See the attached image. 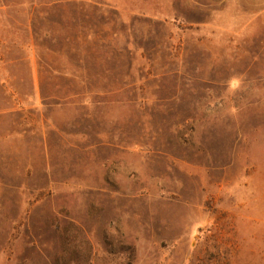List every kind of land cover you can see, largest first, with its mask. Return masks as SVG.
<instances>
[{"label": "rangeland", "instance_id": "obj_1", "mask_svg": "<svg viewBox=\"0 0 264 264\" xmlns=\"http://www.w3.org/2000/svg\"><path fill=\"white\" fill-rule=\"evenodd\" d=\"M176 1L0 0V264H264V27Z\"/></svg>", "mask_w": 264, "mask_h": 264}, {"label": "crops", "instance_id": "obj_2", "mask_svg": "<svg viewBox=\"0 0 264 264\" xmlns=\"http://www.w3.org/2000/svg\"><path fill=\"white\" fill-rule=\"evenodd\" d=\"M155 3L156 12H160L162 9L166 10V5L173 8L174 4H178L176 0H150ZM163 1V2H162ZM192 2H195L192 0ZM198 5H202V2L196 1ZM224 4L227 5L229 10L220 13V16L226 14L228 17L237 19L238 21H246V24H250L253 21L260 22V25L264 27V0H224ZM160 6V7H159ZM234 6V7H232ZM174 9V8H173ZM232 9V10H231ZM241 19V20H240ZM236 20V21H237Z\"/></svg>", "mask_w": 264, "mask_h": 264}]
</instances>
